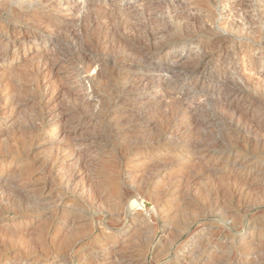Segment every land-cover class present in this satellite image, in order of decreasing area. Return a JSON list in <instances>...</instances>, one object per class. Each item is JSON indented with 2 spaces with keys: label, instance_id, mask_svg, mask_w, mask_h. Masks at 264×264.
I'll use <instances>...</instances> for the list:
<instances>
[{
  "label": "rangeland",
  "instance_id": "rangeland-1",
  "mask_svg": "<svg viewBox=\"0 0 264 264\" xmlns=\"http://www.w3.org/2000/svg\"><path fill=\"white\" fill-rule=\"evenodd\" d=\"M42 21L50 26L46 32L38 28ZM0 30V140L11 138L13 141L15 135H22L18 142L13 141L14 145L3 147L1 151L6 155L3 160L6 163L0 160V192L4 191L5 197L0 201V253L5 257L0 264H107L103 262L107 253L117 257L111 258L110 264L148 261L152 264L156 261L165 264L166 261L169 264H264V180L251 176L248 171H238L239 167L234 165L241 161L254 167L264 165V0H0ZM24 42L27 48L14 54L13 47ZM32 44L37 48L31 49ZM160 45L162 48L158 49ZM149 50L153 51L152 59L140 62L138 57ZM205 50L208 56L201 62V68H206L207 73L188 75L184 83L185 67L195 63L198 53ZM47 61L55 62L54 70L57 71L49 77L55 86L51 89L53 92L50 90L51 97L48 95L44 101L40 98L37 82L45 77L43 73L39 78L38 73ZM245 69H252L255 75L251 82L244 76ZM152 74L166 81L168 89L158 85L151 89L139 83L140 77ZM96 76L95 83H91L89 78ZM202 82L219 86L224 94L211 96L213 91L202 87ZM195 89L199 95L192 97ZM227 89L240 91L239 99L227 95ZM149 97L156 100H149ZM188 106L195 109L193 119L184 111ZM45 108L55 119L58 117L56 120L63 118L64 125L60 124L57 134L52 119L43 121L40 118L39 112ZM11 109L15 110L10 116ZM246 111L254 114L255 123ZM197 119L198 122L211 120V123H200L202 128L199 129L198 124H193ZM35 131L39 133L38 139L26 147L21 141H30L29 134ZM180 147L184 151L178 160L185 165L177 168L170 163V157H174L171 152ZM184 147L194 149L195 155L190 160L184 157L189 154ZM76 148L84 151L83 161L76 162L75 157L69 156ZM215 150L223 153V157L210 158L208 154ZM201 164L203 172L199 169L186 172L191 166L198 168ZM71 175L75 177L71 179ZM237 175L248 176L247 185L238 183ZM83 187L86 189L82 190ZM250 188L254 192H250ZM157 197L161 201L153 206L170 204L169 210L167 208L158 217L153 213L144 214L148 211L143 205L154 204ZM25 203H29L28 209ZM194 210L198 212L192 213ZM65 213L66 222L62 223ZM232 214L235 216L231 217ZM247 216L251 223L244 228L241 218L244 221ZM48 220L52 228L45 236L46 242L41 243L36 235L37 228ZM125 220L124 231H120L115 240L107 241L105 236L113 235ZM68 221L72 224L67 232L62 237L61 234L55 236V229L60 230ZM68 232L78 241L77 245H63V238L70 237ZM31 234L35 236L31 238ZM252 236L262 244L254 253L242 245ZM22 238L25 241L34 239L35 243L31 242L32 247L27 244L29 247L24 249ZM168 239L172 240V245L166 247L163 241ZM54 248H58V252ZM95 256H100L101 262L98 263ZM19 257H22L20 261L7 263Z\"/></svg>",
  "mask_w": 264,
  "mask_h": 264
},
{
  "label": "bare ground",
  "instance_id": "bare-ground-1",
  "mask_svg": "<svg viewBox=\"0 0 264 264\" xmlns=\"http://www.w3.org/2000/svg\"><path fill=\"white\" fill-rule=\"evenodd\" d=\"M55 1V0H54ZM213 1V0H212ZM48 2V1H47ZM60 2V1H59ZM40 3V2H39ZM93 4V3H92ZM92 4H89V5H91L92 6ZM55 5V4H54ZM90 6V7H91ZM89 7V8H90ZM98 7V6H97ZM47 9V8H46ZM51 9V8H50ZM99 9V8H98ZM97 8H96V10H98ZM101 9H102V7H101ZM100 10V9H99ZM17 11V10H16ZM54 11V10H53ZM105 11V10H104ZM50 12V11H49ZM96 12V11H95ZM98 12V11H97ZM102 12V11H101ZM106 12V11H105ZM98 13H100V11L98 12ZM108 13H110V12H108ZM121 13V12H120ZM35 14V13H34ZM103 14V13H102ZM15 15V14H14ZM107 15V14H106ZM110 15V14H109ZM119 15V14H118ZM123 15V14H122ZM36 16V15H35ZM99 16V15H98ZM108 16V15H107ZM20 17H22V16H20ZM32 18V17H31ZM35 19H36V17H35ZM34 19V20H35ZM41 19H43V18H41ZM105 19V18H104ZM33 20V19H32ZM31 20V21H32ZM107 20V19H106ZM41 21V20H40ZM100 22H102V21H100ZM103 22H104V20H103ZM150 22H151V20H150ZM34 23V22H33ZM109 23V22H108ZM95 24V23H94ZM100 24V23H99ZM35 25V24H34ZM48 24H47V22H40L39 23V29L40 30H42L43 32H46L47 30H49L50 29V26H47ZM50 25V24H49ZM37 26V25H36ZM52 26V25H51ZM112 26V25H111ZM35 27V26H34ZM104 27V26H103ZM48 28V29H47ZM60 28V27H59ZM112 29V28H111ZM110 29V30H111ZM114 29V28H113ZM4 30V29H3ZM39 30V31H40ZM59 30V29H58ZM251 30V29H250ZM1 31V30H0ZM41 31V32H42ZM254 31V30H253ZM131 32V31H130ZM129 32V33H130ZM248 32H250V31H248ZM252 32V31H251ZM137 33H138V31H137ZM37 35H39V34H37ZM255 36V35H254ZM37 37V36H36ZM44 37V36H43ZM74 37V36H73ZM72 37V38H73ZM78 37V35H76V38ZM57 38V37H56ZM24 39V38H23ZM41 39H43V38H41ZM2 40V39H1ZM44 40H45V38H44ZM9 41V40H8ZM168 41V40H167ZM255 41H256V39H255ZM59 43V42H58ZM71 43H73V42H71ZM79 43V42H78ZM76 44H77V42H76ZM72 45V44H71ZM151 45V44H150ZM149 45V46H150ZM155 45V44H154ZM153 45V46H154ZM158 45V44H157ZM248 45V44H247ZM78 46H80V45H78ZM145 46H147L146 44H145ZM34 47H36L37 48V46H35L34 44H32L31 45V49L32 48H34ZM152 47V46H151ZM251 47V46H250ZM27 48V43L26 42H24V43H20V44H17V45H15L14 47H13V51H14V54H16V53H18L20 50H25ZM59 48V47H58ZM70 48V47H69ZM76 48H77V46H76ZM79 48V47H78ZM82 48V47H81ZM129 48V47H128ZM147 48V47H146ZM145 47H144V49H146ZM162 48V46L160 45L159 47H158V49H161ZM210 48V47H209ZM208 48V49H209ZM216 48V47H215ZM248 48H249V46H248ZM7 49V48H6ZM60 49V48H59ZM71 49V48H70ZM154 49V48H153ZM152 49V50H153ZM155 49H156V47H155ZM164 49V48H163ZM213 48H211V50H212ZM246 49V48H245ZM5 50V49H4ZM30 50V49H29ZM69 50V49H68ZM141 50V49H140ZM143 50V49H142ZM141 50V51H142ZM204 50V49H203ZM247 50V49H246ZM60 51H61V49H60ZM63 51V50H62ZM82 51V50H81ZM137 51H139V50H137ZM210 51V50H209ZM215 51V50H214ZM251 51V50H250ZM249 51V52H250ZM51 52H52V50H51ZM79 52H80V50H79ZM26 53V52H25ZM59 53V52H58ZM61 53V52H60ZM135 53V52H134ZM137 53V52H136ZM4 54V53H3ZM46 54V53H45ZM48 54V53H47ZM62 54V53H61ZM64 54H65V52H64ZM68 54V53H67ZM132 54H133V52H132ZM139 54V53H138ZM143 54V56L142 57H138V58H140V62H144L145 61V63L147 62V61H149L150 59H152V56H150V55H152L153 54V51H150L149 50V52L148 51H144V53H142ZM141 54V55H142ZM140 55V54H139ZM149 55V56H148ZM2 56H4V55H2ZM53 56V55H52ZM59 56V55H58ZM134 56H135V54H134ZM198 56H199V58L197 59V61L195 62V63H193L190 67H185V69L187 70L186 71V77L185 78H183L182 80H183V82L184 83H186L187 82V77H188V75H190V76H193V75H195V74H198L199 72H200V76L201 75H205V73H207L206 72V68L205 69H202L201 68V62L206 58V56H208V53L206 52V50L205 51H201V52H199L198 53ZM245 56V55H244ZM61 57V56H60ZM63 57V56H62ZM86 57V56H85ZM137 57V56H136ZM154 57V56H153ZM168 57V56H167ZM213 57V56H212ZM211 56L209 57V58H212ZM220 57V56H219ZM247 57V56H246ZM0 58H1V56H0ZM51 58V57H50ZM134 58V57H133ZM166 58V57H165ZM35 59V58H34ZM66 59H68V58H66ZM147 61H146V60ZM162 59V58H161ZM167 59V58H166ZM245 59V58H244ZM46 60V59H45ZM136 60H137V58H136ZM196 60V59H195ZM195 60H193V61H195ZM212 60V59H211ZM211 60H209V61H211ZM50 61V60H49ZM72 61V60H71ZM246 61V60H245ZM41 62V61H40ZM50 62H52V61H50ZM251 62V65H252V61H250ZM43 63V62H42ZM46 63V64H45ZM44 64V66L42 65L41 67H40V69L39 70H41V72H39L38 73V77H39V75L41 76L43 73H45V77L43 78V79H38V81L39 82H37V84H38V89H39V91H40V98L41 99H43L44 101L45 100H47V97H48V95L50 94V92L52 91L51 89L55 86H53L52 85V81H51V79L49 78L51 75H52V73H53V71L55 72V71H57V70H54V68H55V62L54 63H49L48 61L47 62H45ZM183 63V62H182ZM207 63V62H206ZM211 63V62H210ZM187 64V63H186ZM248 64H249V62H248ZM181 65V64H180ZM188 65V64H187ZM212 65V64H211ZM254 65V64H253ZM252 65V66H253ZM38 68H39V66H37ZM247 67V66H246ZM56 69V68H55ZM175 69V68H174ZM177 69V68H176ZM184 69V70H185ZM216 69V68H215ZM220 69V68H219ZM209 70V69H208ZM35 71V70H34ZM175 71V70H174ZM70 72V71H69ZM210 72V70L208 71V73ZM224 73H225V71H223ZM32 73H35V72H32ZM37 73V72H36ZM36 73H35V75H36ZM57 73V72H56ZM174 73V72H173ZM175 74V73H174ZM243 74V73H242ZM255 74H256V72H255ZM30 75H32V74H30ZM54 75V74H53ZM173 75V74H172ZM181 75V74H180ZM179 75V76H180ZM183 75V74H182ZM181 75V76H182ZM209 75V74H208ZM58 76V75H57ZM77 76V75H76ZM100 76V75H99ZM174 76V75H173ZM244 76H245V78L247 77V78H249V79H247L248 81H252V79L253 78H255V75H254V73L252 72V69H245L244 70ZM134 77V76H133ZM212 77V76H211ZM257 77V76H256ZM40 78V77H39ZM98 77L96 76V77H91V78H89V81L91 82V83H95V81H96V79H97ZM125 78H127V77H125ZM177 78V77H176ZM204 78H205V76H204ZM260 78V77H259ZM88 79V78H87ZM181 79V78H180ZM257 79V78H256ZM261 79V78H260ZM32 80H33V78H32ZM53 80V79H52ZM125 80V79H124ZM139 83H141V84H144V85H146L148 88L150 87H154V86H156V85H158L159 87H161V88H167L168 86H169V84L166 82V81H163V80H160V79H158L155 75H149V76H142V77H140L139 79ZM246 80V79H245ZM259 80V79H258ZM34 81V80H33ZM55 81V80H54ZM130 81V80H129ZM201 81V80H200ZM247 81V82H248ZM253 81H255V80H253ZM257 81V80H256ZM17 82V81H16ZM56 82V81H55ZM182 82V81H181ZM180 82V83H181ZM57 84H58V82H57ZM59 84H60V82H59ZM88 84V83H87ZM202 84V87L203 86H207L206 88H208V89H211L213 92L212 93H214V94H210L211 96H215L217 93H223L224 94V92H223V89H221L219 86H215V85H211L210 83L208 84V85H205V83L204 82H202L201 83ZM36 85V84H35ZM125 85V84H124ZM140 85V84H139ZM143 85V86H144ZM186 85V84H185ZM34 86V85H33ZM37 86V85H36ZM172 86V85H171ZM198 86V85H197ZM14 87V86H13ZM17 87V86H16ZM59 87V86H58ZM57 87V88H58ZM127 87V86H126ZM137 87V86H136ZM201 87V86H200ZM34 88H36V87H34ZM142 88V87H141ZM158 88V87H157ZM62 89V88H61ZM143 89V88H142ZM141 89V90H142ZM152 89V88H151ZM168 89V88H167ZM199 89V88H198ZM36 90V89H35ZM51 90V91H50ZM139 90H140V86H139ZM144 90V89H143ZM161 90V89H160ZM166 90V89H165ZM145 91V90H144ZM147 91V90H146ZM193 91V90H192ZM198 90H194L192 93H193V96L192 97H197L198 95L196 94V92H197ZM208 91V90H207ZM227 93H225V94H227V95H231V96H233V98H235V99H239V94H238V92H240V91H238V90H225ZM53 92V91H52ZM191 92V91H190ZM201 92V91H200ZM203 92V91H202ZM34 93V92H33ZM35 93H36V91H35ZM63 93V92H62ZM166 93V92H165ZM37 94V93H36ZM65 94V93H64ZM35 95V94H34ZM39 95V94H38ZM147 95H149V94H147ZM50 97H51V95H49ZM65 96V95H64ZM165 96V95H164ZM202 96V95H201ZM246 96V95H245ZM14 97V96H13ZM203 97H204V95H203ZM206 97V100H207V96H205ZM204 97V98H205ZM1 98V97H0ZM38 98H39V96H38ZM39 98V99H40ZM39 99H37V101H39ZM121 99V98H120ZM124 99V98H123ZM152 99V98H151ZM150 99V97H149V100H151ZM243 99V98H242ZM1 100V99H0ZM50 100V99H49ZM58 100V99H57ZM115 100V99H114ZM149 100H148V102H149ZM154 100H156V99H152V101H154ZM162 100V99H161ZM210 100H212V99H210ZM15 101V100H14ZM17 101V100H16ZM27 101V100H26ZM128 101V100H127ZM209 101V100H208ZM245 101V100H244ZM252 101H254V100H252ZM54 102H55V100H54ZM114 102V101H113ZM123 102V101H122ZM166 102V101H165ZM164 102V103H165ZM178 102V101H177ZM201 102H203V100L201 101ZM207 102V101H206ZM206 102H205V104H206ZM255 102V101H254ZM13 103V102H12ZM20 103H21V101H20ZM41 103V102H40ZM118 103V102H117ZM124 103V102H123ZM139 103H141L140 101H139ZM138 103V104H139ZM200 103V102H199ZM237 103H238V101H237ZM242 103H243V101H242ZM246 103V102H245ZM14 104V103H13ZM4 105H5V103H4ZM17 105V104H16ZM42 105V104H41ZM114 105V104H113ZM112 105V106H113ZM117 105H119V104H117ZM165 105V104H164ZM253 105V104H252ZM254 105H256V103L254 104ZM253 105V106H254ZM20 106V105H19ZM45 106V105H44ZM155 106H156V103H155ZM181 106V105H180ZM192 106V105H191ZM191 106H188V108H186L184 111L186 112L187 111V113H188V115H190V117L193 119L194 118V116H193V109H194V107H193V109H192V107ZM199 106V105H198ZM223 106V105H222ZM227 106H229L228 104H227ZM250 106V105H249ZM259 106V105H258ZM17 107V106H16ZM148 107V106H147ZM157 107H159V106H157ZM163 107V106H162ZM171 107V106H170ZM187 107V106H186ZM224 107V106H223ZM244 107V106H243ZM247 108H248V106H246ZM255 107V106H254ZM9 108V107H8ZM48 108V107H47ZM143 108V107H142ZM172 108V107H171ZM185 108V107H184ZM227 108V107H226ZM247 108H246V110H247ZM13 109V108H12ZM10 110L11 112H8V115H10L11 116V113L13 114V111L15 110ZM19 109V108H18ZM125 109V108H124ZM144 109V108H143ZM150 109V108H149ZM152 109V108H151ZM178 109V108H177ZM192 109V110H191ZM229 108H227V110H228ZM231 109V108H230ZM160 110V109H159ZM159 110H158V112H159ZM163 110V109H162ZM174 110V109H173ZM195 110V109H194ZM197 110V109H196ZM199 111H200V109H198ZM7 111V110H6ZM101 111V110H100ZM150 111V110H149ZM148 111V112H149ZM167 111V110H166ZM232 111V110H231ZM230 111V113L231 114H235V113H232ZM19 112V111H18ZM52 112V111H51ZM151 112V111H150ZM153 112V111H152ZM151 112V113H152ZM157 112V113H158ZM179 112V111H178ZM197 112V111H196ZM202 112V111H201ZM224 112V111H223ZM229 112V111H228ZM240 113H241V111H239ZM10 113V114H9ZM120 113V112H119ZM162 113H163V111H162ZM161 113V114H162ZM177 113V112H176ZM219 113V112H218ZM237 113V112H236ZM245 113V112H244ZM246 113H247V116H250V117H252V118H250V119H252L253 120V122L255 121L256 122V117L254 116V114H252V113H249V112H247L246 111ZM255 113V112H254ZM18 114V113H17ZM62 114H63V112H62ZM145 114V113H144ZM171 114V113H170ZM173 114V113H172ZM175 114V113H174ZM179 114V113H178ZM203 114V113H202ZM263 114V113H262ZM6 115V114H5ZM16 115V114H15ZM36 115V114H35ZM39 115H40V118H42L43 119V121H45L46 119H49L50 121H51V119H52V121H53V123L55 124L53 127H54V132L57 134V129H58V127H60V124H63L62 122H63V118H61V119H59V120H56L55 119V117L50 113V111H48V109H42L40 112H39ZM120 115V114H119ZM118 115V116H119ZM147 115V114H146ZM151 115V114H150ZM157 115V114H156ZM205 115V114H204ZM208 115V114H207ZM211 116H212V114H210ZM239 115V114H238ZM240 115H242V116H244V114H240ZM10 116H8L9 118H11ZM64 116V115H63ZM117 116V115H116ZM209 116V115H208ZM246 116V117H247ZM263 116V115H262ZM125 117V116H124ZM130 117V116H129ZM160 117V116H159ZM177 117V116H176ZM179 117V116H178ZM197 117L199 118V114L197 115ZM210 117V116H209ZM9 118H8V120H9ZM37 118V117H36ZM128 118V117H127ZM131 118H132V116H131ZM131 118H129V120L131 121ZM165 118V117H164ZM189 118V117H188ZM190 118V119H191ZM196 118V117H195ZM237 118V117H236ZM261 118V117H260ZM15 119V118H14ZM64 119H65V117H64ZM186 119V118H185ZM191 119V120H192ZM208 119V118H207ZM221 119V118H220ZM240 119H244V118H240ZM247 119V118H246ZM245 119V120H246ZM66 120V119H65ZM142 120V119H141ZM159 120V119H158ZM219 120V119H218ZM217 120V121H218ZM236 120V119H235ZM245 120L244 121H241V122H245ZM248 120V119H247ZM246 120V121H247ZM80 121V120H79ZM118 121H119V119H118ZM118 121H117V123H118ZM161 121V120H160ZM168 121V120H167ZM179 121V120H178ZM200 121V120H199ZM205 121H207L206 123H205ZM217 121H215L214 123H216ZM258 121H260L261 122V120H259V118H258ZM66 122V121H65ZM116 122V121H115ZM125 122V121H124ZM132 122V121H131ZM169 122V121H168ZM181 122V121H180ZM179 122V123H180ZM188 122V121H187ZM191 122V121H190ZM219 122V121H218ZM237 122V121H236ZM248 122H251V121H248ZM254 122V123H255ZM173 123V122H172ZM183 123V122H182ZM192 123V122H191ZM209 124L210 125V123H211V120H201L200 122H198V119H197V121H194V123L193 124H198V127H199V129H201L202 128V126L200 127L199 126V124ZM238 123V122H237ZM258 123V122H257ZM262 123V122H261ZM32 124V123H31ZM31 124H29V125H31ZM66 124V123H65ZM167 124V123H166ZM185 124V123H184ZM212 124H213V122H212ZM246 124V123H245ZM253 123H251V125H252ZM263 124V123H262ZM26 125V124H25ZM64 125V124H63ZM180 125V124H179ZM214 125V124H213ZM217 125V124H216ZM220 125V124H219ZM249 125V124H248ZM247 125V126H248ZM23 126V125H22ZM32 126V125H31ZM62 126V125H61ZM183 126V125H182ZM191 125H189V127H190ZM212 126V125H211ZM235 126V125H234ZM244 126V125H243ZM254 126V125H253ZM4 127V126H3ZM26 127V126H25ZM28 127V126H27ZM52 127V128H53ZM64 127V126H63ZM173 127V126H172ZM175 127V126H174ZM179 127V126H178ZM187 127V126H186ZM192 127V126H191ZM204 127V126H203ZM214 127V126H213ZM255 127V126H254ZM257 127H259V126H257ZM1 128V127H0ZM20 128V127H19ZM43 128V127H42ZM50 128V127H49ZM130 128V127H129ZM177 128V127H176ZM205 128V127H204ZM241 128V127H240ZM244 128V127H243ZM256 128V127H255ZM260 128H262L263 129V127H260ZM6 130L8 129V128H5ZM36 129V128H35ZM189 129V128H188ZM191 129V128H190ZM212 129V128H211ZM236 129V128H235ZM254 129V128H253ZM258 129V128H257ZM22 130V129H21ZM29 130V129H28ZM31 130V129H30ZM178 130V129H177ZM180 130V129H179ZM194 130V129H193ZM203 130V129H202ZM213 130V129H212ZM244 130V129H243ZM245 130H247V129H245ZM252 130V129H251ZM183 130H181V132H182ZM187 131H189V130H187ZM192 131V130H191ZM200 131V130H199ZM232 131V130H231ZM239 131V130H238ZM258 131V130H257ZM260 131V130H259ZM258 131V132H259ZM263 130H261V132H262ZM17 132V131H16ZM32 132V131H31ZM42 132V131H41ZM176 132V131H175ZM178 132V131H177ZM180 132V133H181ZM251 132V131H250ZM264 132V131H263ZM262 132V133H263ZM21 133H22V131H21ZM30 133V132H29ZM60 133H61V136H62V134H63V132H62V130H60ZM186 133V132H185ZM190 133V132H189ZM214 133V132H213ZM262 133H259V134H262ZM19 134V133H18ZM28 134V133H27ZM178 134V133H177ZM194 134V133H193ZM221 134V133H220ZM31 137L29 138V140L30 141H28V140H26L25 142L22 140L21 142L22 143H24L25 145H26V147L27 146H29V145H32V143L34 142V141H36L37 139H38V137H39V133L38 132H36L35 131V133H31V134H29ZM176 135V134H175ZM180 135V134H179ZM264 135V134H263ZM262 135V136H263ZM2 136V135H1ZM6 136V135H5ZM172 136V135H171ZM191 136V135H190ZM195 136V135H194ZM228 136V135H227ZM258 136V135H257ZM11 137V136H10ZM144 137V136H143ZM178 137H181V136H178ZM183 137V136H182ZM22 138V135H15L14 137H13V141L15 142V141H17L18 142V140H20ZM62 138H63V136H62ZM61 138V139H62ZM156 138V137H155ZM177 138V137H176ZM262 138V137H261ZM1 139V138H0ZM145 139V138H144ZM179 139V138H178ZM190 139H192V138H190ZM189 139V140H190ZM194 139V138H193ZM192 139V140H193ZM264 139V138H263ZM64 140V139H63ZM148 140V139H147ZM146 140V141H147ZM152 140V139H151ZM183 140V139H182ZM230 140H232V139H230ZM13 141H11V138H8V139H6L4 142H1V140H0V160H4L6 157V155H4V153L3 152H1L2 151V149H3V147H6V148H8L11 144H13L14 142ZM40 141V140H39ZM131 141V140H130ZM163 141V140H162ZM187 141H188V139H187ZM234 141V140H233ZM21 143V144H22ZM37 143V142H36ZM158 143V142H157ZM183 143V142H182ZM191 143H193V142H191ZM195 143V142H194ZM236 143V142H235ZM188 144V143H187ZM234 144V143H233ZM232 144V145H233ZM260 144H262V141H261V143ZM259 144V145H260ZM14 145V144H13ZM152 145V144H151ZM151 145H150V147H151ZM190 145V144H189ZM254 145V144H253ZM264 144H262V146H263ZM20 146V145H19ZM75 146H77V145H75ZM75 146H74V148H75ZM192 146V145H191ZM195 146V145H194ZM193 146V147H194ZM237 146H238V144H237ZM36 147V146H35ZM144 147V146H143ZM228 147V146H227ZM71 148V147H70ZM73 148V149H74ZM185 149H187V151H189V154L187 155V156H184L187 160H190L195 154H194V149L193 150H191V148L190 147H184ZM211 148V147H210ZM14 149H16V148H14ZM21 149H22V147H21ZM20 149V150H21ZM78 149H80V148H76L73 152L71 151V153H70V157H75V159H76V162L77 161H79L80 162V160L81 161H83L84 159H85V153H84V151L83 150H81L80 149V151L78 150ZM140 149V148H139ZM176 149V148H175ZM179 150H177V151H172L171 153L172 154H175V156L174 157H170L171 158V164L172 163H174V165H172L173 167H177V168H179L180 166H183V165H185V163L184 162H181L180 160H178L180 157H182L183 156V149L180 147V148H178ZM213 149V148H212ZM255 149V148H254ZM261 149V148H260ZM145 150H146V148H145ZM154 150V149H153ZM167 150V149H166ZM256 150V149H255ZM23 151V150H22ZM25 151V150H24ZM124 151V150H123ZM140 151V150H139ZM156 151V150H155ZM209 151V150H208ZM225 151V150H224ZM230 151V150H229ZM228 151V152H229ZM238 151V150H237ZM17 152V151H16ZM138 152V151H137ZM147 152V151H146ZM186 152V151H185ZM124 153V152H123ZM134 153V152H133ZM153 153V152H152ZM136 154H138V153H136ZM147 154V153H146ZM154 154V153H153ZM226 154V153H225ZM229 154V153H228ZM15 155V154H14ZM149 155V154H148ZM230 155V154H229ZM228 155V159H231V156H229ZM31 156V155H30ZM208 156L210 157V158H212V159H219L220 157H223V153H221V152H219V153H216V150L215 151H213V152H210L209 154H208ZM241 156V155H240ZM59 157V156H58ZM146 157V156H145ZM198 157V156H197ZM239 157V156H238ZM8 158V157H7ZM23 158V157H22ZM131 158V157H130ZM209 158V159H210ZM261 158V157H260ZM13 159H15L14 157H13ZM18 159V158H17ZM262 159V158H261ZM30 160V159H29ZM186 160V161H187ZM245 160V159H244ZM264 160V159H263ZM7 161V160H6ZM21 161V160H20ZM61 161V160H60ZM235 161V160H234ZM3 162H5V161H3ZM8 162V161H7ZM18 162V160L17 161H14L13 163H11L10 165H13V164H15V163H17ZM162 162H163V160H162ZM161 162V164H163ZM191 162V161H190ZM262 162V161H261ZM6 163V162H5ZM20 163V162H19ZM26 163V162H25ZM49 163V162H48ZM63 163V162H62ZM84 163H85V161H84ZM131 163V162H130ZM151 163V162H150ZM168 163V162H167ZM40 164V163H39ZM45 164V163H44ZM192 164V163H191ZM247 163H245V162H238V163H235L234 165H235V167H239V168H237V170L239 171V170H242V171H248V173L250 172V174H251V176H253V175H255V177H257V178H260V179H263L264 180V165H262V167H261V165H260V167H254V165H246ZM169 165V164H168ZM8 166V165H7ZM171 166V165H170ZM199 166V165H198ZM9 167H11V166H9ZM44 167V166H43ZM192 168H189V169H187L186 170V172H191L193 169H199L200 170V172H203V169H202V164H201V166L200 167H196V166H191ZM8 168V167H7ZM25 169V168H24ZM29 169V168H28ZM2 170V169H1ZM174 170V169H173ZM180 171V170H179ZM3 172V171H2ZM67 172V171H66ZM68 173V172H67ZM75 173V172H74ZM76 173H77V171H76ZM73 174V173H72ZM130 174V173H129ZM187 174H189V173H187ZM204 174V176H206L207 175V173L205 172V173H203ZM202 174V175H203ZM206 174V175H205ZM209 174V173H208ZM130 175H132V174H130ZM129 175V176H130ZM180 175V174H179ZM186 175V174H185ZM77 176V175H76ZM133 176L135 177V175L133 174ZM68 177H69V175H68ZM72 177H75V176H72L71 175V179H72ZM159 177H161V176H159ZM183 177V176H182ZM211 177V176H210ZM209 177V178H210ZM188 177H186L185 179H187ZM199 178V177H198ZM208 178V177H207ZM237 179H239V181L240 182H238V183H243L242 185H244L245 186V184L246 183H248L247 182V180H248V176H246V177H242V176H239V175H237V177H236ZM136 179V178H135ZM138 179V178H137ZM183 179V178H182ZM201 179V178H200ZM3 180V179H2ZM66 180V179H65ZM68 180V179H67ZM257 180V179H256ZM132 181H133V177H132ZM210 181H212V180H210ZM234 181V180H233ZM4 182V181H3ZM70 182V181H69ZM74 182V181H73ZM67 183V182H66ZM175 183V182H174ZM186 183V182H185ZM237 183V184H238ZM187 184V183H186ZM240 184V185H241ZM4 185V184H3ZM66 186L68 185V184H65ZM134 185V184H133ZM183 185V184H182ZM247 185V184H246ZM6 186V185H5ZM8 186V185H7ZM71 186V185H70ZM129 186H131V184L129 185ZM249 186V185H248ZM181 187V186H180ZM192 187V186H191ZM239 187V186H238ZM242 187V186H241ZM249 187H251V186H249ZM11 188V187H10ZM64 188H67V187H65L64 186ZM71 188H72V186H71ZM167 188V187H166ZM240 188V187H239ZM0 189H2V188H0ZM3 189H5V190H8V189H6V187L4 188L3 187ZM43 189V188H42ZM41 189V190H42ZM75 189H76V187H75ZM84 189H86V188H84L83 187V189L82 190H84ZM180 189V188H179ZM184 189V188H183ZM242 189V188H241ZM241 189H239V190H241ZM244 189V188H243ZM248 189V188H247ZM63 190V189H62ZM167 190V189H166ZM189 190H190V188H189ZM238 190V191H239ZM250 190H252L251 188H250ZM249 190V191H250ZM254 190V189H253ZM250 191V192H254V191ZM9 191V190H8ZM14 191V189L12 190V192ZM78 191L80 192V190L78 189ZM88 191V190H87ZM174 191V190H173ZM232 191H234V190H232ZM16 193H17V191H15ZM20 192V191H19ZM86 192V191H85ZM161 192V191H160ZM184 192V191H183ZM183 192H182V194H183ZM187 192V191H186ZM244 192V191H243ZM247 192V191H246ZM3 193H4V191L3 192H0V201H3L4 199H5V197H4V195H3ZM5 193H6V191H5ZM9 193V192H8ZM7 193V194H8ZM84 193V192H83ZM163 193H164V191H163ZM174 193V192H173ZM240 193V192H239ZM18 194V193H17ZM20 194V193H19ZM65 194H66V191H65ZM79 194V193H78ZM77 194V195H78ZM178 194V193H177ZM180 194V193H179ZM44 195V194H43ZM53 195V194H52ZM61 195V194H60ZM86 195V194H85ZM174 195V194H173ZM173 195H172V197H173ZM241 195V194H240ZM251 195V194H250ZM249 195V196H250ZM256 195V194H255ZM9 196H11L10 194H9ZM8 196V197H9ZM26 196V195H25ZM36 196V195H35ZM41 196V195H40ZM88 196V195H87ZM168 196V195H167ZM180 197H181V194L179 195ZM183 196V195H182ZM232 196V195H231ZM235 196V195H234ZM7 197V196H6ZM39 197V196H38ZM43 197V196H42ZM49 197V196H48ZM73 197V196H72ZM85 197V196H84ZM177 197H178V195H177ZM240 197V196H239ZM238 197V198H239ZM255 197V196H254ZM10 198V197H9ZM15 198V197H14ZM30 198V197H29ZM32 198V197H31ZM61 198V197H60ZM67 198V197H66ZM88 198V197H87ZM221 198H223V197H221ZM229 198H230V196H229ZM237 198V199H238ZM244 198H245V196H244ZM28 199V198H27ZM33 199V198H32ZM39 199V198H38ZM76 199V198H75ZM155 199V198H154ZM164 199V198H163ZM183 199V198H182ZM181 199V200H182ZM225 199H227V198H225ZM248 197H247V201H248ZM255 199V198H254ZM257 199V198H256ZM10 200V199H9ZM12 200V199H11ZM10 200V201H11ZM17 200V199H16ZM180 200V201H181ZM221 200H223V199H221ZM18 201V200H17ZM22 201V200H21ZM33 200H31V202H32ZM161 200L160 199H158V197L156 198V200H155V203L154 204H150V203H146V204H144L143 205V209H146V211H148L147 213H144V214H147V215H149V214H154V216L155 217H158V216H160V214H162V213H164V211L167 209V210H169V207H171L170 206V204L169 205H164V207H162V206H160V207H157L156 208V206H153V205H156V204H158L159 202H160ZM228 201V200H227ZM5 202H7V201H5ZM27 202V201H26ZM40 202V201H39ZM43 202V201H42ZM41 202V203H42ZM84 202V201H83ZM93 202V201H92ZM164 202V201H163ZM183 202V201H182ZM239 202V201H238ZM254 202H255V200H254ZM10 203H12V202H10ZM33 203V202H32ZM135 203V202H134ZM249 203V202H248ZM6 204V203H5ZM17 204V203H16ZM23 204V203H22ZM26 204V203H25ZM27 204H29V203H27ZM26 204V205H27ZM44 204V203H43ZM88 204H89V202H88ZM136 204H138V203H136ZM214 204L216 205V203L214 202ZM247 204V203H246ZM257 204V203H256ZM1 205V204H0ZM8 205V204H7ZM10 205H12V204H10ZM15 205V204H14ZM38 205H39V203H38ZM78 205V204H77ZM222 205V204H221ZM248 206H250L249 204H247ZM28 206L29 205H27V209H28ZM64 206V205H63ZM238 206H239V204H238ZM241 206V205H240ZM19 207V206H18ZM23 207H25V205L23 206ZM33 207H34V204H33ZM77 207V206H76ZM142 207V206H141ZM190 207V206H189ZM214 207V206H213ZM220 207H222V206H220ZM247 207V206H246ZM245 207V208H246ZM12 208V207H11ZM36 208V207H35ZM35 208L33 209L34 210V212H35ZM59 208V207H58ZM138 208V207H137ZM165 208V209H164ZM225 208V207H224ZM227 209H228V207H226ZM225 208V209H226ZM19 209H20V207H19ZM37 209V208H36ZM68 209V208H67ZM189 209V208H188ZM196 209V208H195ZM248 209H250V208H248ZM253 209V208H252ZM9 210V209H8ZM21 210V209H20ZM41 210V209H40ZM56 210V209H55ZM59 210V209H58ZM198 210V209H197ZM196 210V212H198ZM244 210H247V208L246 209H244ZM12 211H13V209H12ZM38 211H39V209H38ZM54 211V210H53ZM226 211V210H225ZM251 211V210H250ZM250 211H248V213L250 212ZM24 212V211H23ZM192 212V211H191ZM195 212V210H194V212H192V213H196ZM228 212V211H227ZM242 212V211H241ZM9 213H10V211H9ZM14 213V212H13ZM68 213V212H67ZM70 213H72V212H70ZM75 213V212H74ZM200 213V212H199ZM213 213V212H212ZM50 214V213H49ZM61 214V213H60ZM69 214V213H68ZM77 214V213H76ZM171 214V213H170ZM190 214V213H189ZM229 214H231V213H229ZM237 214H239V213H237ZM246 213H244V215H245ZM11 215V214H10ZM30 215V214H29ZM62 215V214H61ZM173 215V214H172ZM243 215V216H244ZM249 215V214H248ZM27 216V215H26ZM70 216V215H69ZM68 216V217H69ZM162 216V215H161ZM166 216V215H165ZM175 216V215H174ZM233 216H235V215H233L232 214V216L231 217H233ZM14 217V216H13ZM23 217V216H22ZM43 217V216H42ZM55 217V216H54ZM73 217V216H72ZM149 217V216H148ZM173 217V216H172ZM178 217V216H177ZM181 217V216H180ZM186 217V216H185ZM197 217V216H196ZM203 217V216H202ZM237 217H238V215H237ZM59 218V217H58ZM66 218H67V214L65 213V216L61 219L62 220V223H65L66 222ZM71 218V217H70ZM44 219V218H43ZM48 219V218H47ZM72 219V218H71ZM149 219V218H148ZM175 219V218H174ZM186 219V218H185ZM194 219H195V217H194ZM198 218H196L195 220H197ZM203 219V218H202ZM230 219V218H229ZM242 219V222H241V225H243L244 226V228L246 227H249V225H250V223H251V218H249L248 216L247 217H245V219H244V221H243V218H241ZM34 220V219H33ZM54 220V219H53ZM157 220V219H156ZM199 220H200V218H199ZM204 220V219H203ZM206 220V219H205ZM9 221V220H8ZM25 221V220H24ZM50 220H48V222H46V221H44L43 223H41V224H39L38 225V228H37V237H38V240L41 242V243H44V240H45V242H46V240L47 239H45V238H47V237H45L46 236V234L50 231V229L52 228V225H51V228H50V222H49ZM126 221V220H125ZM170 221V220H169ZM177 221H178V219H177ZM181 221H183V219L181 220ZM189 221V220H188ZM192 221H193V219H192ZM228 221H230V220H228ZM31 222V221H30ZM40 222H42L41 220H40ZM39 222V223H40ZM163 222V221H162ZM165 223L167 222V220H165L164 221ZM193 222H195V221H193ZM200 222V221H199ZM19 223H22V222H19ZM33 223V222H32ZM71 221L69 222L68 221V224L66 225V226H64L63 228H59L60 230H58L57 228L55 229V231H54V234H55V236L56 235H59L60 236V234H61V237H62V235L64 234V232L66 233L67 231L66 230H68L70 227H71ZM75 223V222H74ZM126 223H127V221L126 222H124L123 224H121V225H123V226H121L119 229H116L115 231H114V234L113 235H111V236H105L106 238L105 239H108L107 241H110V238L111 239H116V238H118V234H119V232L120 231H124V228H126ZM176 223H178V222H176ZM189 223V222H188ZM206 223H207V221H206ZM162 224V223H161ZM195 224V223H194ZM197 224H199L198 222H197ZM263 223H261V225H262ZM24 226H25V224H23ZM34 225H37V223L36 224H34ZM70 225V226H69ZM232 225V224H231ZM240 225V224H239ZM259 225H260V223H259ZM108 226V225H107ZM233 226V225H232ZM255 226V225H254ZM116 227V226H115ZM206 227V226H205ZM27 228V227H26ZM35 228V227H34ZM113 228V227H112ZM204 228V227H203ZM242 228L243 227H241V231H242ZM260 228V227H259ZM106 229V228H105ZM115 229V228H114ZM197 229V228H196ZM207 229V228H206ZM30 230V229H29ZM28 230V231H29ZM72 230H73V227H72ZM74 230H75V227H74ZM104 230V229H103ZM205 230V229H204ZM231 230V229H230ZM53 231V230H52ZM77 231H80V230H77ZM106 231V230H105ZM168 231V230H167ZM181 231V230H180ZM193 231V230H192ZM263 231V230H262ZM5 232V231H4ZM16 231H14L13 233H15ZM72 232V231H71ZM76 232V231H75ZM176 232V231H175ZM179 232V231H178ZM259 232V231H258ZM6 233H7V231H6ZM8 233H11L10 231L8 232ZM19 233V232H18ZM20 233H22V232H20ZM29 233V232H28ZM187 233V232H186ZM199 233V232H198ZM203 233V232H202ZM234 233V232H233ZM255 233V232H254ZM253 233V234H254ZM17 234V233H16ZM35 234L33 235V234H31L32 235V237L31 238H33L34 236H35ZM53 234V233H52ZM108 234V233H107ZM179 234L181 235V233L179 232ZM195 234V233H194ZM200 234V233H199ZM261 234V233H260ZM23 235V234H22ZM27 236H28V234H26ZM48 235V234H47ZM105 235V234H104ZM134 235V234H133ZM176 235H177V233H176ZM256 235H258V234H256ZM263 235V234H262ZM65 236V235H64ZM68 236H70L69 238H63V245H65L66 247H69V246H72V245H75L76 244V241L77 240H74L75 238H73L72 236H71V234L69 235V232H68ZM76 236V235H75ZM80 236V235H79ZM92 236V235H91ZM132 236V235H131ZM175 236V235H174ZM185 236H187L186 234H185ZM234 236V235H233ZM29 237V236H28ZM50 237V236H49ZM53 237V236H52ZM81 238H82V236H80ZM85 237V236H84ZM161 237V236H160ZM165 237V236H164ZM170 237V236H169ZM178 237V236H177ZM194 237H195V235H194ZM55 238V237H54ZM60 238V237H59ZM79 238V237H78ZM77 238V239H78ZM101 238V237H100ZM158 238V237H157ZM171 238H172V236H171ZM200 238V237H199ZM239 238V237H238ZM12 239V238H11ZM23 239V238H22ZM28 239V238H27ZM48 239H50V238H48ZM149 239V238H148ZM154 239V238H153ZM164 239V238H163ZM165 239H166V237H165ZM189 239V238H188ZM248 240L247 241H243V244L242 245H244V246H247V249H250V251H256L257 249H259L260 248V246L262 245V244H260V241H256V239H254V237L252 236V237H250V238H247ZM20 240V239H19ZM24 240V242H22V244L25 246V248L24 249H26V247H29V246H27V244H31V242H33L34 241V239H33V241H25V239H23ZM53 240V239H52ZM61 240V239H60ZM91 240V239H90ZM98 240H99V238H98ZM126 240V239H125ZM171 240V239H170ZM169 239L168 240H162L163 241V243L166 245V247L167 246H170V245H172V243H171V241H170ZM22 241V240H21ZM35 241H36V239H35ZM51 241V240H50ZM81 241V240H80ZM96 241H97V239H96ZM106 241V242H107ZM144 241H146V240H144ZM194 241V240H193ZM192 241V242H193ZM232 241H233V239H232ZM237 241V240H236ZM56 242V241H55ZM60 242V241H59ZM78 242V241H77ZM117 242V241H116ZM33 243H35V242H33ZM53 243H54V240H53ZM100 243V242H99ZM177 243V242H176ZM206 243V242H205ZM7 244V243H6ZM10 244V243H9ZM17 244V243H16ZM60 244V243H59ZM58 243L56 244V245H59ZM175 244V243H174ZM173 244V245H174ZM178 244V243H177ZM228 244H229V242H228ZM32 245L33 244H31V246L30 247H32ZM36 245V244H35ZM34 245V246H35ZM38 245V244H37ZM41 245V244H40ZM39 245V246H40ZM55 245V246H56ZM77 245V244H76ZM95 245H96V243H95ZM110 245H111V243H110ZM164 245V246H165ZM231 245V244H230ZM236 245V244H235ZM248 245H249V247H248ZM10 246V245H9ZM41 247V246H40ZM57 247V246H56ZM93 247V246H92ZM94 247H96V246H94ZM136 247V246H135ZM162 247V246H161ZM263 247H264V245H263ZM4 248V247H3ZM6 248V247H5ZM8 248V247H7ZM43 248V247H42ZM47 248V247H46ZM51 248H53V247H51ZM173 248V247H172ZM237 248V247H236ZM55 250L57 249V252H58V248H54ZM144 249V248H143ZM161 249V248H160ZM240 249V248H239ZM245 249V248H244ZM4 250V249H3ZM39 250V249H38ZM47 250V249H46ZM65 250V249H64ZM93 250V249H92ZM97 250V249H96ZM172 250H174V249H172ZM243 250V249H242ZM1 251H2V248H1ZM11 251V250H10ZM22 251V250H21ZM26 251V250H25ZM30 251V250H29ZM29 251H27V252H29ZM138 251V250H137ZM40 252V251H39ZM41 252H43V251H41ZM52 252V251H51ZM68 252V251H67ZM92 252V251H91ZM99 252V251H98ZM133 252V251H132ZM136 252V251H135ZM149 252V251H148ZM24 253V252H23ZM47 253V252H46ZM131 253V252H130ZM134 253V252H133ZM139 253V252H138ZM170 253V252H169ZM168 253V254H169ZM241 253H242V251H241ZM254 253V252H253ZM259 253H261V249H260V252ZM20 254V253H19ZM28 254V253H27ZM177 254V253H176ZM179 254V253H178ZM258 253H256V255H257ZM36 255V254H35ZM93 255V254H92ZM113 255V253L112 254H110V253H107V254H104V257H103V262H107V264H110V263H112V259L111 258H117L116 256H112ZM116 255V254H115ZM134 255V254H133ZM135 255H137V254H135ZM144 255V254H143ZM148 255V254H147ZM154 255V254H153ZM254 255V254H253ZM256 255H254V256H256ZM262 255V254H261ZM59 256V255H58ZM57 256V257H58ZM89 256V255H88ZM120 256H121V254H120ZM155 256V255H154ZM154 256H152V257H154ZM239 256H240V254H239ZM242 256V255H241ZM264 256V255H263ZM9 257V256H8ZM96 257V256H95ZM125 257V256H124ZM124 257H122V258H124ZM127 257V256H126ZM135 257V256H134ZM167 257V256H166ZM229 257H231V256H229ZM3 258V255L0 253V260L1 261H3L4 260V258ZM12 258H14V257H12ZM20 258V257H19ZM35 258V257H34ZM154 258H156V260H157V257H154ZM232 258V257H231ZM245 258V257H244ZM247 258V257H246ZM257 258V257H256ZM9 259V258H8ZM22 259V257L20 258V259H9L8 260V262L7 263H9V262H11V261H13V262H18V261H20ZM33 259V258H32ZM59 259H60V257H59ZM94 259V258H93ZM96 259H97V261H98V263H99V261H100V256H97L96 257ZM119 259V258H118ZM117 259V260H118ZM145 259V258H144ZM163 259V258H162ZM167 259V258H166ZM260 259V258H259ZM30 260V259H29ZM114 260V259H113ZM230 260V259H229ZM240 260V259H239ZM238 260V261H239ZM32 261V260H31ZM38 261V260H37ZM42 261V260H41ZM53 261V260H52ZM94 261V260H93ZM96 261V260H95ZM153 261V260H152ZM151 261V262H152ZM176 261V260H175ZM244 261V260H243ZM247 261V260H246ZM249 261V260H248ZM259 261V260H258ZM44 262V261H43ZM50 262V261H49ZM101 262V261H100ZM149 262V261H148ZM148 262H145L144 264H152V263H148ZM240 262V261H239ZM256 262V261H255ZM97 263V262H96ZM135 263V262H134ZM247 263V262H246ZM251 263V262H250ZM249 263V264H250ZM6 264V263H5ZM63 264H65V263H63ZM100 264V263H99ZM102 264V263H101ZM124 264H126V263H124ZM156 264H165L164 262H162V261H156ZM166 264H169V261H166ZM175 264V263H174ZM240 264V263H239Z\"/></svg>",
  "mask_w": 264,
  "mask_h": 264
}]
</instances>
